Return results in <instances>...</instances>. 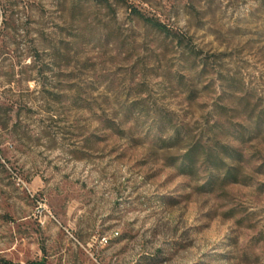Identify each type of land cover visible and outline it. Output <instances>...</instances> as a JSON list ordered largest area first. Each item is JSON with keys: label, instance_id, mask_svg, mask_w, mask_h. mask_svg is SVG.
Here are the masks:
<instances>
[{"label": "rangeland", "instance_id": "374dc122", "mask_svg": "<svg viewBox=\"0 0 264 264\" xmlns=\"http://www.w3.org/2000/svg\"><path fill=\"white\" fill-rule=\"evenodd\" d=\"M0 116V262L264 264V0H0ZM216 122L207 192L172 139Z\"/></svg>", "mask_w": 264, "mask_h": 264}, {"label": "trees", "instance_id": "16d2710c", "mask_svg": "<svg viewBox=\"0 0 264 264\" xmlns=\"http://www.w3.org/2000/svg\"><path fill=\"white\" fill-rule=\"evenodd\" d=\"M137 13L136 10H134ZM7 10L2 13L3 21L7 19ZM138 15L144 22L150 24L160 32L170 30L160 22L153 18L147 17L145 14L138 12ZM1 121V116H0ZM1 123V122H0ZM7 126V123L0 124V128ZM223 137H240L244 138V134H240L237 129L226 128L224 124L214 123L208 130L205 142L203 139L193 140L190 135L174 131L172 142L183 143L185 151L179 159L174 160L175 167L180 174L194 176L198 167H202L206 173L207 179L203 184V189L207 192L213 191L218 184H236L247 183V176L243 172L244 155L242 152L233 148L229 143L222 140ZM0 264H15L10 261H3ZM24 264H47L44 260L32 261Z\"/></svg>", "mask_w": 264, "mask_h": 264}, {"label": "built area", "instance_id": "2783aa9c", "mask_svg": "<svg viewBox=\"0 0 264 264\" xmlns=\"http://www.w3.org/2000/svg\"><path fill=\"white\" fill-rule=\"evenodd\" d=\"M103 239H104L105 242H108V239L106 237H103Z\"/></svg>", "mask_w": 264, "mask_h": 264}]
</instances>
